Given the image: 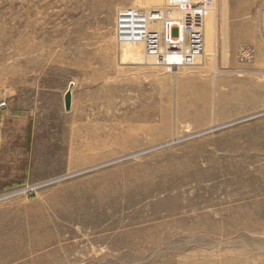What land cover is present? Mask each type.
Here are the masks:
<instances>
[{
    "label": "rangeland",
    "instance_id": "1",
    "mask_svg": "<svg viewBox=\"0 0 264 264\" xmlns=\"http://www.w3.org/2000/svg\"><path fill=\"white\" fill-rule=\"evenodd\" d=\"M198 1L0 0V101L33 118L25 180L0 147V264H264V25L212 0L177 67L116 34L159 11L180 46Z\"/></svg>",
    "mask_w": 264,
    "mask_h": 264
},
{
    "label": "built area",
    "instance_id": "2",
    "mask_svg": "<svg viewBox=\"0 0 264 264\" xmlns=\"http://www.w3.org/2000/svg\"><path fill=\"white\" fill-rule=\"evenodd\" d=\"M212 5V0L198 1V3H189L188 10L180 19L181 35L183 44L180 46L170 45L168 49L163 46V35L158 31L147 30L148 22H157L164 20V14L157 11L156 13L146 10L139 11L135 8H124L117 13L116 34L120 40L130 38L135 35L139 36L144 52L153 55L158 61L172 67L179 65H192L194 57L202 50L203 32L202 25L204 23L203 12ZM191 7H196L191 11ZM122 39H121V38ZM171 54L180 55L181 58L169 59ZM6 106L5 101H0V108ZM26 189H29L27 187Z\"/></svg>",
    "mask_w": 264,
    "mask_h": 264
},
{
    "label": "crops",
    "instance_id": "3",
    "mask_svg": "<svg viewBox=\"0 0 264 264\" xmlns=\"http://www.w3.org/2000/svg\"><path fill=\"white\" fill-rule=\"evenodd\" d=\"M244 16H248V18L245 19L243 18ZM245 20L251 36H256L255 31H257L258 24L264 25V0H235V30ZM32 128L33 118L31 112L14 109L10 104L4 108H0V147H3V145L9 147L10 145H14L13 148L16 149L17 158H23V160H17L15 164L17 166V173L22 175V180H25V175L32 172L29 164L24 160L31 153V146L29 147L28 142L31 140ZM2 164L3 162L0 161V166ZM17 178L0 177V180H21V178Z\"/></svg>",
    "mask_w": 264,
    "mask_h": 264
},
{
    "label": "water",
    "instance_id": "4",
    "mask_svg": "<svg viewBox=\"0 0 264 264\" xmlns=\"http://www.w3.org/2000/svg\"><path fill=\"white\" fill-rule=\"evenodd\" d=\"M72 86H73V84H69V87L63 96V104H64V109L66 111L70 110V108H71V102H72V100H71V88H72Z\"/></svg>",
    "mask_w": 264,
    "mask_h": 264
},
{
    "label": "bare ground",
    "instance_id": "5",
    "mask_svg": "<svg viewBox=\"0 0 264 264\" xmlns=\"http://www.w3.org/2000/svg\"><path fill=\"white\" fill-rule=\"evenodd\" d=\"M223 26V25H222ZM124 57L126 58V57H128L127 55H124ZM135 155V154H134Z\"/></svg>",
    "mask_w": 264,
    "mask_h": 264
}]
</instances>
